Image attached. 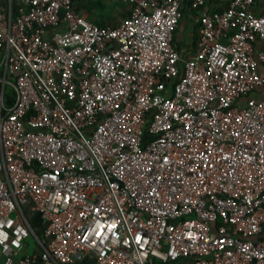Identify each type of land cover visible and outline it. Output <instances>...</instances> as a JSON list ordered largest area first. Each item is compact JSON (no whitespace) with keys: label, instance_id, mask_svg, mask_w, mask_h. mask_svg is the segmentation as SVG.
<instances>
[{"label":"built area","instance_id":"built-area-1","mask_svg":"<svg viewBox=\"0 0 264 264\" xmlns=\"http://www.w3.org/2000/svg\"><path fill=\"white\" fill-rule=\"evenodd\" d=\"M77 2L0 0V264H264V0Z\"/></svg>","mask_w":264,"mask_h":264},{"label":"crops","instance_id":"crops-1","mask_svg":"<svg viewBox=\"0 0 264 264\" xmlns=\"http://www.w3.org/2000/svg\"><path fill=\"white\" fill-rule=\"evenodd\" d=\"M231 1L233 0H210L207 5L210 9L223 11L229 6ZM96 3L99 5L95 6L94 4ZM184 6V12L181 13L180 17V27H178L175 33V44L178 49L186 52L187 58H192L196 48L194 45L195 36L198 34V27L200 25V12L186 4ZM77 10L83 18L92 24L98 26H117L128 19L130 4L128 0H78Z\"/></svg>","mask_w":264,"mask_h":264},{"label":"trees","instance_id":"trees-1","mask_svg":"<svg viewBox=\"0 0 264 264\" xmlns=\"http://www.w3.org/2000/svg\"><path fill=\"white\" fill-rule=\"evenodd\" d=\"M207 1V3L208 2H210V0H206ZM187 6H190L191 8H192V4L190 3V2H186L185 3ZM185 7V6H184ZM184 7H183V10L180 12V17H181V13L182 12H184ZM199 12H200V10H199ZM100 27H102V28H105V27H107V26H105V25H99ZM179 27H180V25H179ZM199 31H200V25H199V27H198V34H196V39H195V45H194V47H196V45H197V43H198V40H199ZM185 58H187V54L185 55ZM34 222H35V225L36 226H38L39 224H40V218L38 217V216H36L35 217V219H34Z\"/></svg>","mask_w":264,"mask_h":264},{"label":"rangeland","instance_id":"rangeland-1","mask_svg":"<svg viewBox=\"0 0 264 264\" xmlns=\"http://www.w3.org/2000/svg\"><path fill=\"white\" fill-rule=\"evenodd\" d=\"M95 6H98L99 4L98 3H96V4H94ZM96 9H99V8H97V7H95ZM100 10V9H99Z\"/></svg>","mask_w":264,"mask_h":264}]
</instances>
